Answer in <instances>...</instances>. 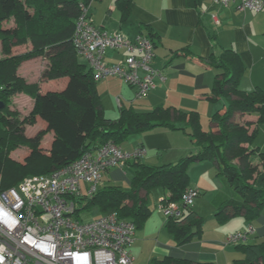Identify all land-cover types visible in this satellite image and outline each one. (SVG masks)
Wrapping results in <instances>:
<instances>
[{
    "label": "trees",
    "instance_id": "1",
    "mask_svg": "<svg viewBox=\"0 0 264 264\" xmlns=\"http://www.w3.org/2000/svg\"><path fill=\"white\" fill-rule=\"evenodd\" d=\"M130 1L118 0L123 13L128 12ZM90 2L0 0V39L4 49L30 42L32 52L43 54L47 60L41 74L43 80L68 78L64 88L44 91L39 82H29L17 74L20 55L0 58V101L3 103L0 108L1 187L16 185L24 173H49L110 140L120 144L133 133L156 127L184 129L198 151H191L175 163L158 166L144 164L139 156L133 157L131 189L105 185L87 198L86 206L97 204L103 213L117 211L136 228L140 227L152 213L148 193L162 187L165 192L162 203L180 202L190 187L189 164L210 160L215 163L217 174L225 177L235 192L233 198L221 204L216 215L222 220L240 214L249 221L256 219L264 208V149L256 144L257 135L264 127V89L257 86L245 91L240 88L239 82L247 67L239 53L224 48L218 56L212 54L207 59L219 70L207 97L213 101L222 99L225 103L223 111L218 110L211 116L212 128L209 130L203 128L197 111H184L173 106H159L144 112L122 107L118 118L107 117L94 72L80 60L82 55L73 43L82 5L88 7ZM10 21L14 25L5 27L4 23ZM17 93L33 97V121L37 117L44 120V131H52L54 138L47 150L41 134L29 137L26 140L28 153L23 161L16 163L21 168L16 175L9 155L24 136L19 133L22 123L15 112L7 109L6 100ZM168 218L167 229L180 243L202 232L204 218L193 206L183 207L180 216L168 214ZM237 247L245 257L236 260L235 264H264V241L238 244ZM162 264L212 263L167 258Z\"/></svg>",
    "mask_w": 264,
    "mask_h": 264
},
{
    "label": "crops",
    "instance_id": "2",
    "mask_svg": "<svg viewBox=\"0 0 264 264\" xmlns=\"http://www.w3.org/2000/svg\"><path fill=\"white\" fill-rule=\"evenodd\" d=\"M251 13L250 10H239L236 3L226 6L215 3L213 0H131L127 13H123L118 0H91L87 7V14L93 24L108 33H120L130 40H135L139 35L153 38L156 53L153 65L161 69L166 78L165 80L157 78L154 87L142 96L145 97L142 103L147 109L173 106L184 111H197L200 109V104L195 101V98H198L214 104L215 102L219 103H217L216 110L215 105L211 107L210 114L213 111H223L225 103L222 99L213 101L207 97L211 92L216 73L219 71L211 66L207 59L214 53L218 54L224 48H232L244 59V63L248 67L250 66L251 75H253L256 68L255 51L264 54V32L255 29L260 19ZM215 16L220 20V23H215ZM126 56L127 51L125 50H108L104 60L109 64H114L125 60ZM87 65L91 68L89 64ZM245 74L239 82L241 89L251 91L257 86L262 88L255 83L256 80L252 76L248 82ZM58 79L64 80L62 86L53 87L50 85L46 89H41L45 91L64 88L68 78ZM58 79L48 80V83ZM45 81L47 82V80ZM128 86L131 91L136 93L137 86L129 84ZM140 98L135 96L131 99L132 105H134L133 102H141L136 101ZM110 100L109 91H106L105 96H100L104 112L106 106L111 105ZM118 106L120 109L127 107L123 99L118 102ZM211 128L210 122L209 129ZM150 131L153 132L144 136L146 141L160 142L165 136L170 140L177 141L171 146H164L162 143L153 146L147 142L151 147L156 146L157 153L151 155V158L156 159L157 163H175L179 157L189 154L193 149L191 143H194L184 129L156 127ZM49 132L52 135L49 145L46 146L47 150L54 138V133ZM257 139L264 149V127L260 129ZM119 145L122 147L121 143ZM138 146L133 153L142 149L143 152L139 156L142 161L145 143L142 141ZM158 147L165 148V151ZM132 160L133 158L104 172L100 184L122 183L133 167ZM206 161L210 160L198 161L199 163L193 165L192 168L206 166L210 173L213 166ZM213 164L216 167L214 162ZM210 183L212 182L207 177L190 176V186L199 191L198 196L202 194H205L204 197L209 196ZM213 184H215L214 188L220 189L213 196L217 201L211 198L212 207L214 206L215 211H218L224 201L233 198L235 192L226 180L221 182L217 179ZM225 188H227V193L223 191ZM142 195L145 196L146 193L143 192ZM147 196L149 200L150 193ZM163 196L158 207L155 206V209L151 207L152 213L144 224L135 229L131 245L133 264H162V261L167 258L189 260L196 263L235 264L236 260L244 259L245 254L237 247L238 244H231L227 241L229 234L244 231L251 226L253 232L249 235L247 243L259 244L264 241L263 208L260 215L253 221L247 220L242 214L224 220L216 215L213 218H217L220 223L216 221L217 219H213L204 228L205 218L203 217L201 234L180 243L167 229L168 214L161 208ZM193 209L202 216L200 214L201 206L196 198Z\"/></svg>",
    "mask_w": 264,
    "mask_h": 264
},
{
    "label": "built area",
    "instance_id": "3",
    "mask_svg": "<svg viewBox=\"0 0 264 264\" xmlns=\"http://www.w3.org/2000/svg\"><path fill=\"white\" fill-rule=\"evenodd\" d=\"M213 1L226 6L236 3L241 11L264 9V0ZM214 20L220 23L216 16ZM73 43L88 59L95 79L117 75L137 86L138 97L146 95L157 78H166L153 65L156 53L151 38L139 35L130 40L120 33H108L93 24L85 5L76 21ZM108 50H125L127 56L109 64L104 60ZM142 152H126L110 140L49 173L27 175L8 188L0 186V264H133L135 224L117 211L81 221L76 202L97 191L104 172ZM83 182L87 184L86 192ZM198 194L190 186L180 202H161V208L167 214L180 216L183 207L194 205ZM252 232L249 226L229 234L227 241L247 243Z\"/></svg>",
    "mask_w": 264,
    "mask_h": 264
},
{
    "label": "rangeland",
    "instance_id": "4",
    "mask_svg": "<svg viewBox=\"0 0 264 264\" xmlns=\"http://www.w3.org/2000/svg\"><path fill=\"white\" fill-rule=\"evenodd\" d=\"M251 12L252 11H250V13ZM251 14L252 15L254 14L255 16H257L258 19H260L258 20L255 26L256 31L261 30V32H264V10L260 12H252ZM4 25L5 27H11L14 24L12 21H10V22L4 23ZM32 50L33 49H32L30 42L24 43V44H13L8 49H4V45L0 39V58L13 57V56L20 55L21 58H20L19 65L16 71L18 75H20L21 77H24L29 82H35V81L39 82V85L43 89L50 87V85L53 87L62 86L64 83L63 82L64 80L58 79L55 82H52L49 84L48 80L46 82L45 80L41 78V74L47 65V60L43 56V54L32 52ZM221 52L222 51L218 52V54L217 53L216 54L214 53V54L218 56ZM80 60L86 64H89L88 59L84 56H80ZM255 60H256V68L254 70L253 75H251L250 66L248 67V65L245 63L247 65V72L245 74V77L248 79L247 80L248 82L253 77V79L256 80L255 83L262 86V88L264 89V54H261L255 51ZM52 80H55V79H52ZM97 88H98L100 96L101 95L105 96L106 91H109L111 94V100H110L111 105H107L105 108L106 115L110 116L111 118L112 117L118 118L120 116L121 109L118 106V102H120V100L122 99L125 102V106L133 107L136 111H139V112L150 111L154 109V107L151 109H147L144 103H142L145 97L144 98L138 97L140 99H137L136 101H141V102H136V103L133 102L134 105H132L131 99L137 96V91L136 93L134 91H131L129 89L128 83L124 81L123 79L119 78V76L117 75H111V76H107L102 79H98ZM6 101H7V109L10 112H15L18 116L19 121H21L22 126L20 127L19 133L22 136H24L21 139V143L16 148H14L10 152V155H9V158L13 161V164H12V167H14L13 174L17 175L21 170V168H19L17 164H19L20 161H23L24 160L23 158L28 153V143L26 142V140L29 139V137L41 134L43 137L42 144L46 147L50 143L49 139L52 134L50 132L44 131V128H46V122L42 120L40 117H37L36 121H33L32 116H31V111L33 110V107H34V99L32 96L25 94V93H17V94H13ZM195 101L200 104V109H197V111L200 113L202 125L205 129H209L210 128V118H211L210 116H212V114L215 112L213 111V113L210 114V109L212 106L215 105L214 108L216 110L218 106L217 105L218 102H215L214 104L213 102H209V101L198 99V98H195ZM150 132H153V131H143V132L133 133L129 135L123 142H121L122 147L124 148L126 152L133 153L139 147L138 144L143 141L145 143V147H144L145 151L143 153L144 158L142 159V162L150 166L164 165L166 163L164 164L157 163L156 159L151 158V155L153 154L156 155L157 149H156V146L151 147L149 146V144L154 146L157 143H162L164 146H171L172 144L177 143V141L170 140V138L168 139V137L166 136L163 137L162 141L160 142L146 141V138L144 136L149 135L148 133ZM258 142H259V139L256 140V144L262 147ZM191 145L193 147L192 151L199 150V148L194 146V144L191 143ZM158 148H161L162 151H165V148L164 149H162V147H158ZM181 158L179 157L178 159L180 160ZM206 162H209L213 166L210 173H208L206 166H198V167L192 168L193 165H197L199 163L198 161L191 162L188 167L190 176L197 177V178L207 177L210 180V182H212L210 183V189H209L210 191L208 193L209 195L208 197H204L205 194L204 195L202 194L196 197V200L197 201L199 200V205L201 206L200 214L202 215V217L205 218L204 228L207 225H209V223L213 221V219H217V218H213V216L216 217L217 210L215 211L214 206L212 207L211 198H213L215 193H218L220 189L214 188L215 184H213V182H216L217 179L220 180L221 182L225 180L228 181L225 177H222V176L220 177L217 175L216 167L214 166L213 162H210V161H206ZM27 174L29 173H24L21 179L27 176ZM133 176H134V168L131 167L130 172H128L127 176H125V180H122V183H119V184L114 183V184L121 186L125 190H129L132 187ZM82 185H83L84 192H86L87 184L83 182ZM104 186L105 185L101 183L99 185V189H101ZM223 191L227 193V188H225ZM164 194L165 192L162 187L154 188L150 192V196H149L150 207H152L153 209H155V206L158 207L160 205V199L162 198ZM215 200L217 201V199ZM76 203H77L78 213H79L77 217L81 221L87 222L90 220H94L103 214L101 208L97 204L86 206L87 198H82L81 200H78ZM216 221L220 223L218 219Z\"/></svg>",
    "mask_w": 264,
    "mask_h": 264
},
{
    "label": "water",
    "instance_id": "5",
    "mask_svg": "<svg viewBox=\"0 0 264 264\" xmlns=\"http://www.w3.org/2000/svg\"><path fill=\"white\" fill-rule=\"evenodd\" d=\"M3 106V103L0 101V108Z\"/></svg>",
    "mask_w": 264,
    "mask_h": 264
}]
</instances>
